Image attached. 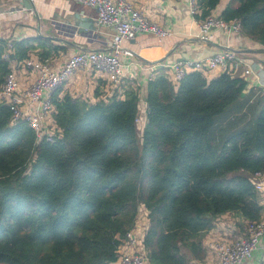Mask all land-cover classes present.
Returning <instances> with one entry per match:
<instances>
[{"label":"trees","instance_id":"16d2710c","mask_svg":"<svg viewBox=\"0 0 264 264\" xmlns=\"http://www.w3.org/2000/svg\"><path fill=\"white\" fill-rule=\"evenodd\" d=\"M220 1L197 0L196 19ZM220 18L238 20L240 34L264 49V0H230ZM30 41H12L11 59L34 50L46 61L56 50L50 39ZM5 48L0 39V84ZM245 89V79L225 73L210 81L190 73L177 90L156 76L146 85L142 141L138 87L95 104L58 90L53 142L36 143L0 105V264H108L140 203L150 264L202 262L203 236L221 216L235 215L241 228L263 211L248 178L264 173V96L242 101Z\"/></svg>","mask_w":264,"mask_h":264},{"label":"built area","instance_id":"2783aa9c","mask_svg":"<svg viewBox=\"0 0 264 264\" xmlns=\"http://www.w3.org/2000/svg\"><path fill=\"white\" fill-rule=\"evenodd\" d=\"M75 2L96 11V22L99 27L109 29L108 45L110 50H89L69 55L60 62L49 57L41 61L37 57L15 61L11 59L13 47L11 40L6 42L1 59L8 62L9 71L0 84V105L10 111L12 124L24 122L34 132L36 143L44 140L53 142L58 136L59 128L55 121L56 108L53 95L78 80L83 74L103 81L99 85V96L90 100L72 96L91 104L108 102L112 98L124 99L125 91L135 89L137 84L131 82L126 74L122 56L133 57V53L123 48V43L134 40L139 34H149L158 40L172 35L170 29L154 21L148 13L135 7L131 0H62ZM188 13L194 17L198 26L196 35L201 42H215L213 30L220 29L229 33H240V22L236 19L224 21L220 16L210 15L204 19H196L200 15L197 0H187ZM162 75L177 90L181 81L190 73H200L206 77L214 71L227 74L232 78H258L250 61L236 53L228 46L208 57L192 60L178 58L174 62L158 64ZM148 82L156 76L154 68ZM91 72V73H89ZM31 74L27 86L22 87L19 75ZM160 75V74H159ZM127 81V83H125ZM258 94L264 95V83L258 82ZM98 86V85H97ZM61 98V95H57ZM84 97V96H83ZM147 122V107L139 97L135 125L137 136L142 141L143 130ZM254 190L260 197L259 204L263 211L258 221H242V227L235 220L221 216L216 226L210 230L213 234L204 237L203 247L206 256L199 264H243L258 248L264 236V173L255 172L249 176ZM149 211L140 203L135 215V222L124 236L119 238L115 249V257L108 264H150L149 252L144 244V237L150 225ZM221 230V231H219ZM215 231H218L215 234Z\"/></svg>","mask_w":264,"mask_h":264},{"label":"crops","instance_id":"0c3cea01","mask_svg":"<svg viewBox=\"0 0 264 264\" xmlns=\"http://www.w3.org/2000/svg\"><path fill=\"white\" fill-rule=\"evenodd\" d=\"M139 10L150 14L154 21L163 24L172 32L164 40H158L149 34H139L134 40L123 43V48L133 53V57L122 56L124 70L131 77V82L138 85L143 101L146 97L148 77L152 73L159 75L163 71L158 64H169L178 58L199 60L225 49L228 46L242 56H247L259 81L254 77L246 78V89L242 101L249 98L256 100L264 95L257 90L264 83V49L240 33H229L220 29L213 30L215 42H201L197 38L198 26L194 17L188 13L187 0H131ZM230 0H221L211 15L220 16ZM32 8L26 9L23 0H0V39L21 41L30 39L37 45V39H50L54 50L50 57L62 62L69 55L89 50L109 51L108 39L110 30L99 27L96 22V11L90 7L62 0H30ZM39 47V46H38ZM37 50H41L37 48ZM29 56L37 57L32 50ZM220 75L214 71L205 79L210 81ZM31 74L19 75L22 87L27 86ZM76 82L68 83L59 90V95L69 94L89 100L100 93V79L78 75ZM98 85V86H97ZM252 94V95H251ZM84 96V97H83ZM87 100V99H86ZM233 214H226L235 220ZM221 231V230H219ZM218 231H215L217 234ZM213 234L208 231L204 236ZM206 256V253H205ZM192 264H199L193 262ZM243 264H264V236L258 248Z\"/></svg>","mask_w":264,"mask_h":264},{"label":"water","instance_id":"95a60500","mask_svg":"<svg viewBox=\"0 0 264 264\" xmlns=\"http://www.w3.org/2000/svg\"><path fill=\"white\" fill-rule=\"evenodd\" d=\"M24 7L28 10L32 8V5L30 3V0H23Z\"/></svg>","mask_w":264,"mask_h":264},{"label":"rangeland","instance_id":"374dc122","mask_svg":"<svg viewBox=\"0 0 264 264\" xmlns=\"http://www.w3.org/2000/svg\"><path fill=\"white\" fill-rule=\"evenodd\" d=\"M149 15H150V14H149ZM150 17L153 18L151 15H150ZM244 57H245V58H248L247 56H244ZM89 73H91V72H89ZM125 83H127V81H125ZM86 99L90 102V100H89L87 97L85 98V100H86ZM137 137H138V136H137ZM138 139H139V138H138ZM139 141H140V139H139ZM183 252L186 253L185 250H183Z\"/></svg>","mask_w":264,"mask_h":264}]
</instances>
